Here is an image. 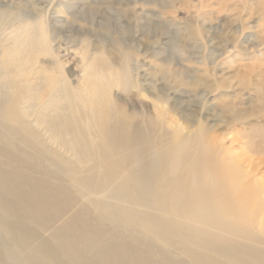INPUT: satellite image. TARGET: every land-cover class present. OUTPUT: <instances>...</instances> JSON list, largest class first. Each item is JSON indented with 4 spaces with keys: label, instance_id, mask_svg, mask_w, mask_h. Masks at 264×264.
Returning a JSON list of instances; mask_svg holds the SVG:
<instances>
[{
    "label": "bare ground",
    "instance_id": "obj_1",
    "mask_svg": "<svg viewBox=\"0 0 264 264\" xmlns=\"http://www.w3.org/2000/svg\"><path fill=\"white\" fill-rule=\"evenodd\" d=\"M12 8L0 0L2 21ZM49 24L48 44L31 20L0 40V227L13 251L26 264H264L263 110L228 105L180 135L157 107L141 118L113 101L130 80L103 56L73 84L57 62L70 46L50 44L74 23L52 9ZM225 111L257 114L240 132L248 155L210 132Z\"/></svg>",
    "mask_w": 264,
    "mask_h": 264
},
{
    "label": "rangeland",
    "instance_id": "obj_2",
    "mask_svg": "<svg viewBox=\"0 0 264 264\" xmlns=\"http://www.w3.org/2000/svg\"><path fill=\"white\" fill-rule=\"evenodd\" d=\"M8 1L17 7L11 9L16 18L10 23L0 18V40L11 36L19 23L31 20L44 31L48 44L49 13L57 9L74 26L50 45L62 41L70 46V55L57 62L73 76V84L87 60L103 56L112 69L127 70L130 80L124 90L113 88V101L141 118L154 115L157 107L165 127L180 135L205 126L210 114L228 105L264 112V98L258 97L264 92V0ZM236 61L244 63L239 71H222V63ZM247 92L253 96L245 99ZM182 102L194 109L188 110L191 114L180 111ZM236 114L221 112L210 132L220 135L221 148L248 155L240 132L258 121L257 114L247 123L235 121ZM7 241L0 227L3 262L26 264L23 254H16Z\"/></svg>",
    "mask_w": 264,
    "mask_h": 264
}]
</instances>
